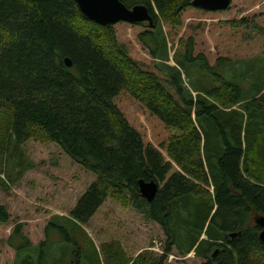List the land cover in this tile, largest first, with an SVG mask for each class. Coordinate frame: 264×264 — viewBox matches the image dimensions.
I'll list each match as a JSON object with an SVG mask.
<instances>
[{
    "label": "trees",
    "instance_id": "trees-1",
    "mask_svg": "<svg viewBox=\"0 0 264 264\" xmlns=\"http://www.w3.org/2000/svg\"><path fill=\"white\" fill-rule=\"evenodd\" d=\"M121 1L147 5L153 26H102L87 19L74 0H0V114L10 119L13 149L9 154L5 144L0 152V196L39 167L23 157L24 145L55 144L96 177L71 218H51L45 229L46 240L52 230L65 239L55 262L87 263L85 243L97 253L84 227L111 199L158 224L167 242L162 257L145 251L135 259L120 242L106 243L101 251L109 264H165L173 253L193 254L201 264H264L262 229L255 222L264 217V29L250 16L218 24L231 34L258 30L263 49L249 58L218 54L219 44L210 46L205 34L208 21L239 4L246 3L248 11L261 0H233L218 12L193 7V0ZM127 26L139 28L133 36L146 57ZM184 29L189 32L179 41L176 66L170 65V39ZM236 64L255 80L250 97L233 82L242 84L245 75L222 74ZM129 99L147 112V127L130 117ZM15 162L18 177L9 173L4 181L1 175ZM141 181L157 184L153 202L142 197ZM11 228L7 244L17 261L32 242L0 200V234Z\"/></svg>",
    "mask_w": 264,
    "mask_h": 264
},
{
    "label": "rangeland",
    "instance_id": "rangeland-1",
    "mask_svg": "<svg viewBox=\"0 0 264 264\" xmlns=\"http://www.w3.org/2000/svg\"><path fill=\"white\" fill-rule=\"evenodd\" d=\"M245 4L237 5L234 10L232 9L230 14L213 19L214 21H208L205 34L210 41V46L214 48L219 44L221 51L218 54L249 58L262 52L263 39L258 30L243 28L237 33L231 34L230 27L218 25L220 22L234 20L241 16H250L253 19L251 23L254 22L264 29V0H261L257 7L248 11L244 9ZM191 20H187V23ZM127 28L129 29V36L133 44L146 57V53L136 45L133 36L134 32H137L139 28L132 26H127ZM165 31L168 32L166 27ZM188 32L186 29L181 30L179 35L170 39V65L176 66L174 61L175 52L178 50L179 41L182 37H186ZM249 36L252 38L251 40L248 38ZM174 42H176L175 46ZM224 42L228 45H225ZM199 50L200 48H198ZM226 67V70H223L222 74L227 78L231 77V72L236 76L238 74L245 75L242 79L240 78L241 75L238 76L242 84L236 80H233V82L240 86L243 85L244 96L246 98L250 97L253 94V88H256L252 86L255 80H252L249 74L239 72V70H243L244 68L239 64H236L234 69L232 65ZM190 74L191 77L194 76L195 78L197 72L195 69H190ZM125 106L130 111V117L133 120H139L147 127L148 114L143 107L131 99L126 100ZM251 122L253 127L257 124V120L255 119L251 120ZM9 123L10 119L5 117L4 114H0L1 153L6 148L5 144L9 148V144L12 143L11 134L8 132ZM155 146L158 145L155 144ZM11 150L13 149L9 148V154ZM20 150L23 157L33 160L39 167L27 173L18 186H12L11 193L1 194L0 200L2 204L9 208L13 219L21 220L24 233L30 238L32 243L31 247L23 250L20 260L16 261V252L14 253L7 249V240L13 228L9 229V232L3 231L4 233L0 234V264H11L13 257H15V264H65L62 263L65 262V258L62 259V262H55V257H60L58 254L60 251L57 250L60 242L65 243V239H62L63 236L60 233L52 230L49 231L50 236L46 240L45 229L51 218H56L57 222H62L60 219L65 217L67 219L71 218L69 217L70 212L75 208L80 197L94 183L96 177L75 165L58 145H43L31 140ZM7 156L9 157V155ZM17 163L15 162L10 171L9 168L8 170H4L5 173H8L7 176L1 175L4 181L8 182L9 173L14 179L18 177ZM11 165L12 158L10 157L9 166L11 167ZM210 192H212V188ZM84 229L95 242L97 253L90 251V247L85 243L87 248L84 250V253L87 256L89 255L90 259L87 263L84 261L80 264H109L106 256L101 251L102 245L109 242H120L125 253L134 259L145 251L155 254L157 258L162 257L163 255L157 247L158 245L155 247V242H160L163 247L167 242L164 231L158 224L145 220L133 207L125 209L111 199L106 201ZM18 237L16 236L14 241H17ZM42 241L45 242V245L40 246ZM31 256H33V261L30 258ZM165 264H201V260L195 258L193 254L181 257L177 253H173L172 256L167 258Z\"/></svg>",
    "mask_w": 264,
    "mask_h": 264
},
{
    "label": "water",
    "instance_id": "water-1",
    "mask_svg": "<svg viewBox=\"0 0 264 264\" xmlns=\"http://www.w3.org/2000/svg\"><path fill=\"white\" fill-rule=\"evenodd\" d=\"M83 15L99 25L108 26L125 22L131 25L148 23L154 24V18L147 5H135L128 7L121 0H74ZM233 0H193L192 6L210 12L225 11L229 8ZM67 67L72 68L73 63L70 58L65 59ZM142 197L148 202H153L159 193V188L154 182L141 181L139 184ZM256 224L262 229L260 240L264 243V217L255 218ZM241 233L231 234L235 239Z\"/></svg>",
    "mask_w": 264,
    "mask_h": 264
},
{
    "label": "built area",
    "instance_id": "built-area-1",
    "mask_svg": "<svg viewBox=\"0 0 264 264\" xmlns=\"http://www.w3.org/2000/svg\"><path fill=\"white\" fill-rule=\"evenodd\" d=\"M156 245H158L157 247L161 250V253H162V255H163V254H164V251H163V245L160 244V242H155V247H156Z\"/></svg>",
    "mask_w": 264,
    "mask_h": 264
},
{
    "label": "crops",
    "instance_id": "crops-1",
    "mask_svg": "<svg viewBox=\"0 0 264 264\" xmlns=\"http://www.w3.org/2000/svg\"><path fill=\"white\" fill-rule=\"evenodd\" d=\"M7 249L9 251H13L15 253V251L11 247L7 246ZM10 259H12V258H10ZM11 264H15V257H13V260H12V263Z\"/></svg>",
    "mask_w": 264,
    "mask_h": 264
},
{
    "label": "flooded vegetation",
    "instance_id": "flooded-vegetation-1",
    "mask_svg": "<svg viewBox=\"0 0 264 264\" xmlns=\"http://www.w3.org/2000/svg\"><path fill=\"white\" fill-rule=\"evenodd\" d=\"M238 237H239V236H238ZM230 238H231V237H230ZM224 245H227V244L224 243ZM221 249H222V248H221ZM218 251H220V249H218Z\"/></svg>",
    "mask_w": 264,
    "mask_h": 264
}]
</instances>
